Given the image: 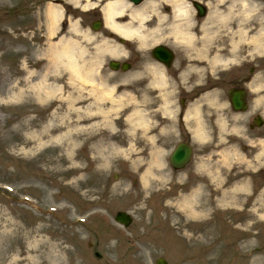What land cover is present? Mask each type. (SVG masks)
I'll return each instance as SVG.
<instances>
[{
    "label": "rangeland",
    "instance_id": "1",
    "mask_svg": "<svg viewBox=\"0 0 264 264\" xmlns=\"http://www.w3.org/2000/svg\"><path fill=\"white\" fill-rule=\"evenodd\" d=\"M16 3L17 0H0V264H155L159 257H165L168 264H252L254 257L250 254L254 250L264 249V212H261L258 202L251 203L252 195H248L249 200L244 204V209L241 205L233 206L228 196L222 198L225 194L220 192L219 185L224 180L216 179L218 189L214 194L217 195L215 198L214 194L210 195L206 200L212 209L211 215L216 216L214 225L220 233L216 240L213 238L210 241L211 238L209 243L204 242L205 246H200L202 250L198 248L199 245L196 246L198 241L191 233L181 230L180 223L172 220L173 212L186 217L180 211L182 207L179 199L187 186L180 184L178 173H173L167 167V158L172 149L166 151L165 147L170 148V138L155 137L156 124H161L157 120L163 114L159 112L161 102H155L149 96L151 89L143 84L145 78H131L133 81L122 82L124 78L138 74L143 69L140 67L143 61L128 72L114 71L108 67L99 71L101 78H107V82L115 86L114 99L121 98L127 107L125 113L113 114L116 118L122 115L121 124L117 123L114 127L104 124L100 130L107 135L118 129L128 130L125 118L133 110L128 103L130 97L142 101L141 109L146 113V118L153 121L151 125L155 129L149 130L150 134L147 132L151 139L142 144L139 141V145H135L136 141L127 140L130 134L126 133L123 141L119 136L110 139V144L103 145L96 141L95 144H87L80 140L73 147L69 146V141L58 137L61 132L72 128L65 126L61 131L54 132L51 140L45 136L39 140L34 137L52 121V110L60 98L37 100L35 96L23 98L19 95L18 91L26 90L40 81V73L45 72L50 63L43 51L50 49H45L50 45L49 42L32 44L30 33L24 37L20 35L22 45L17 51L6 44L11 42V37H17V28L15 32H8L4 36V27L9 22L6 19L7 9H12L11 5ZM48 4L49 0H40L30 19L40 17L41 23H45ZM11 23L17 26L14 21ZM57 39L53 37L50 40ZM6 46L11 50L5 49ZM142 58L143 54L140 55ZM211 68L207 64L204 67L206 70L196 73L191 80H200ZM69 74L70 71L60 74L58 84L64 89L55 95L64 94L67 97L72 91L67 83ZM52 77L49 76L48 82H53ZM117 84L121 87L117 88ZM99 90V86L91 83L81 88L84 106L93 105ZM108 97H104L107 109L111 108ZM50 100H54L55 104L49 105ZM92 107V111H96V107ZM115 109L121 108L116 105ZM209 109L212 110L211 107ZM226 111L222 109L221 112ZM62 112H59L60 116ZM230 123L233 125L236 122L230 119ZM98 131L96 128L90 129L83 135H94ZM210 135L213 139L211 147L214 143L227 151L244 147L242 137L232 135L227 141V132L222 127L213 128ZM156 144H161L168 156L166 158L163 154V173L158 172L160 176L155 173V180L147 182L146 171L150 165L155 167L154 153L160 151ZM101 148L105 151L102 152ZM210 152L213 154L215 150ZM255 152L258 150L244 149V166L248 168L244 172L248 177L244 180L249 186L254 184V189L260 180L253 177L257 175L259 166L264 167V153L256 155ZM238 158L240 156L236 154L234 160ZM225 162L221 161L222 164ZM237 162L232 161V164L235 169H240ZM225 165L223 174L228 176L229 172L233 173L234 167ZM206 196L204 194L201 201ZM257 207L258 212H255ZM222 208L228 210L222 211ZM119 210L133 216L134 221L129 227L125 228L114 221V215ZM253 223L256 226L251 228ZM187 230L191 232L189 227ZM201 231L193 228L192 233ZM258 231L263 234L262 239L255 240V246L241 249V243L249 241ZM242 238L244 241L236 242V239ZM49 241L56 243L58 250H69L63 253L62 261L48 259ZM219 243L229 247L224 254L219 253L222 248ZM95 251H99L101 257H97ZM261 262L263 260L260 263L257 261V264Z\"/></svg>",
    "mask_w": 264,
    "mask_h": 264
},
{
    "label": "bare ground",
    "instance_id": "2",
    "mask_svg": "<svg viewBox=\"0 0 264 264\" xmlns=\"http://www.w3.org/2000/svg\"><path fill=\"white\" fill-rule=\"evenodd\" d=\"M78 1L81 0H76ZM85 7L89 8L94 3H91V0H86ZM215 4L213 5L212 11L210 12V15L205 19V22L203 23V29L202 32L205 34V38H209L211 35L216 33L214 31L213 26H220L223 23H226L229 26V30L231 29L232 34L238 33L241 37V39L244 38V21L248 20V17L246 16L244 18V13L251 12L253 10H256L255 3L245 2L246 0H231L232 3L226 6L225 0H215ZM185 2L179 0H175L173 2L174 5V11H173V25L170 26V30H173L172 32L177 39H182V42H186V44H194L196 45L198 43V38H196L195 32H193V17L187 12L186 7H188ZM183 5V6H182ZM104 12L106 14V20L107 24L116 29L117 31L121 32L123 35L129 37H137L140 40V46L144 47L148 44L147 38L152 39L156 37L157 31H160V28L152 30L151 34L146 33L145 28L148 26V23L146 20L147 14L146 12L150 10L151 14H154L157 12V7H149L148 10L145 11H137L135 13H130V17L127 18L128 21L125 22L123 19V13H125V6L114 2L113 0H109L106 5L103 6ZM64 6L62 9L58 7L57 5L51 4L48 12V23L50 25V34L54 35L59 29L61 25V20L64 12ZM148 13V12H147ZM71 17V23L69 27H72V30L67 33V37L62 36L57 42H53L54 44H51L52 49L45 53L46 56L49 58L50 63L48 67L46 68V71L44 73H40V81L38 83H35L34 85H30L27 87L26 90L18 91L19 95H21L23 98H26L28 96H35L37 100L41 99H48L49 97H59L60 101L58 102L57 106L52 110V121L50 120L49 124L44 126L42 128V131L34 137L42 138V137H49V140H51V136L56 131H61L62 127H72L64 132H61L59 134V139H62L66 142L69 141L70 145L75 147L77 145V142L80 140H83L85 143H92L94 140L97 143H107V140L116 138L117 136L120 137V139L123 141L124 136L126 133L130 134V137L127 138V140H130L132 142H135L137 144L140 140L144 138V134L137 133V127L138 124L148 125V121L146 119L145 114L138 109L139 101L137 105H135L133 113H131L129 116L125 118V121L128 122V130L123 131L122 129L116 130L113 134L105 135L103 132H100L96 135L93 134H87L83 135L86 132H88L90 129L96 128L97 131L101 129V126L104 124L113 126L115 124H121L122 123V115L116 118V116H113V114H119L124 113L127 108H125L126 103L124 100L119 98V100L114 99V89L115 86L110 85L107 82V78H101L99 76V69L103 66V62H87L85 59V54L87 53V50H85V47L83 46V43L86 41H92L95 39V36L93 33L90 32L89 28L84 29L80 24L72 19ZM161 20H164L166 18V15H161ZM170 20V18H169ZM135 23V25L133 24ZM208 25V26H207ZM237 27L235 30L234 28ZM261 39H264V20H261V27L259 29ZM68 35H71V37H68ZM80 37V38H78ZM81 39H84V42L82 43ZM201 40H204L203 37L200 38ZM205 39V40H206ZM204 40V41H205ZM261 42V41H260ZM233 44L237 45L236 42L233 40ZM111 43H106L104 49L102 47H99L100 53L97 52V58L103 57V59L106 61L108 58L112 59H121L125 53V50L123 47L121 48V45L113 46ZM204 46H207L204 45ZM103 50V51H102ZM198 54L197 56L201 58L202 55L208 56L211 51L208 49L198 48L197 49ZM195 60L196 62H201V59ZM222 56L219 53L218 49L213 50L212 59L214 61L220 60ZM99 63V65H98ZM190 65L193 66V62L190 61ZM145 70V73L149 74L150 76H153V82L157 84H163L165 83V80L163 78V72L159 66H151ZM149 70V71H148ZM61 71L69 73L70 71V77L68 87L72 88V91L69 93V95L64 97V94L55 95L58 91H61L64 89L63 86L58 84V81H60V74ZM53 75V82L49 81V76ZM114 77V76H113ZM140 75H134L133 79H138ZM128 82L133 81L130 77L124 78L122 82ZM7 82V81H6ZM93 84L95 86H99V95L95 101L91 104H88L84 106L83 104V97L80 94L81 88L85 86V84ZM66 85V83H65ZM120 88L117 84V88ZM106 91H104V90ZM78 92V93H76ZM17 94V93H16ZM77 94V95H76ZM109 95L110 98L108 99L111 103V108L107 109L105 108V105L107 102H104L106 98L105 96ZM15 96V95H13ZM129 97V96H128ZM133 98L129 97V101H132ZM128 103H136L137 100L129 102ZM124 102V103H123ZM127 103V104H128ZM55 101L50 100L49 105H54ZM120 106L121 109H115V106ZM96 107V111L93 112V107ZM63 111V112H62ZM59 112H62V115H59ZM59 117L58 120L56 118ZM75 117V118H74ZM147 121V122H146ZM224 122V125H226V122ZM148 126H144V131H146ZM202 129V127H200ZM83 135V136H82ZM146 135V134H145ZM82 138V139H81ZM112 141V140H111ZM110 141V142H111ZM110 144V143H109ZM41 145V143H39ZM102 152L105 151V149H102ZM74 160V159H73ZM155 167H150L147 169L148 175H151L150 177L148 175H145L146 181L153 182L155 178V173L159 174L158 172H162L164 168H160L162 166L161 161L158 158H156V161H154ZM155 168V169H154ZM156 168L158 170L156 171ZM155 170V172H154ZM160 176V174H159ZM158 176V177H159ZM153 177V178H152ZM161 179H163V175H161ZM183 203L187 205L188 211L190 214H192V218L196 217H205L202 222L205 224V231L203 235L205 234H211L214 232L216 233V227L212 225L211 218L209 215L205 212L203 208V204L198 198V192L197 190H193L189 196L183 197L182 199ZM261 207H264V203L261 204ZM176 216V217H175ZM264 217V215L262 216ZM172 220L175 223H181L186 224L187 221L181 219V215L177 212H173V218ZM211 225V227H210ZM252 227L255 226V224L251 225ZM186 227V225H185ZM210 227V228H208ZM257 237V234H255ZM192 237L198 239L200 236L193 235ZM255 238L252 237L251 240L244 242V248L253 246V243L255 242ZM57 247H59L56 243L49 241V249L47 251V256L50 261L57 262L63 260V253L69 252L67 248L64 250H58ZM257 259L264 260V252L261 254H258L253 264H257Z\"/></svg>",
    "mask_w": 264,
    "mask_h": 264
},
{
    "label": "flooded vegetation",
    "instance_id": "3",
    "mask_svg": "<svg viewBox=\"0 0 264 264\" xmlns=\"http://www.w3.org/2000/svg\"><path fill=\"white\" fill-rule=\"evenodd\" d=\"M72 1L73 0H49V3L64 6L65 9L64 17L61 20L60 29L57 32H68L69 16L74 17L76 15H80L78 11L72 8ZM108 1L109 0H102V7L98 9L97 12L90 14V16H92L90 22H92V20L94 19L102 21L105 20L106 14L103 11V6L106 5ZM113 1L125 6V13L123 14V17H125V19L123 20L127 22V18L130 17V13H135L137 5L132 0ZM181 1L185 2L184 4L188 6L186 7V9L191 17H193L192 23L201 25L203 19L198 15V10L193 7L195 5V0H179V2ZM248 1L255 3V8H262V13L264 15V0ZM39 2L40 0H17V3L15 5H11L12 9H7L6 19L9 21V23L8 25H6V30L9 29L10 31L14 32L15 28H17L18 30L22 29V32L20 34H17L16 38H10L11 42H8L7 44L11 45V47H13L14 45H22V37L20 35L24 37L25 32H23V30L25 28L27 29V33H33L32 36L35 39L31 40L32 44L39 45L41 43H45L44 38L47 37V30H45V27L41 26V20L37 17L30 19V15H32V13L36 11L35 8L38 7ZM173 2H175V0H145L144 3L145 12L149 9V7H157V12L154 14H151L150 10L147 11L148 13L146 12L148 18V20H146V22L148 23V26L145 28L146 33L151 34L152 30H158V28H160V31H157V35L155 38H147L148 57L150 59L151 57L153 58V51H156L158 48L161 49L160 56L165 57L166 55L164 54V52L167 51L165 46L173 49L174 51L173 63L170 66L165 63H163L162 65L165 73L169 76V78H173L171 80H168V82L162 86V88H166L165 91L162 92L166 94L167 99L171 101L176 99V101L181 102V104L184 103L185 105L187 101L198 100L201 95L205 97L208 94V91H215L217 89L216 83H219L218 85L220 86H223L226 83L235 87L244 86V91H246V99L248 103V110L247 112H244V137L253 141L251 145H249L247 141H244V149H264V143L261 142L264 141V100L262 98L264 97V88L261 89V87L264 86V57L255 56L253 58H249V48L244 47V60L235 62V65H233V63H229L228 69L224 70L216 77L217 81L210 80L208 78L203 83H201V86H199L200 82H195L194 80H189L186 78H183V83L179 82L177 80V77L185 71L186 64L183 58L177 55L178 50L183 47L182 39H177L176 36L172 33L174 31L170 30L169 28L174 24L172 20L174 11ZM203 3H205V1ZM162 14L166 15V18L164 20H161L160 18ZM88 17L87 20L89 19ZM14 19H16L18 23L16 27L13 25V23H11ZM25 23H27V25ZM36 31L39 32V38L37 37ZM103 35H108L112 38H115L116 40H119L120 38L111 31H105V29L103 30ZM227 43L229 47V38L227 40ZM251 60L253 61L251 62ZM155 61L158 62L156 58L154 62ZM174 66L176 68H174ZM184 81H186V83H184ZM233 81H235L234 84H232ZM157 89H159V87H156V91ZM156 95H162V93H158L157 91ZM186 111L187 110H185L184 108H181L179 110L176 108L173 110V116L177 120L176 140L177 143L184 142L191 145L192 137L190 135V132L187 131L190 126L186 128V124L185 122H183L184 120H186ZM192 154L194 155L193 146Z\"/></svg>",
    "mask_w": 264,
    "mask_h": 264
},
{
    "label": "water",
    "instance_id": "4",
    "mask_svg": "<svg viewBox=\"0 0 264 264\" xmlns=\"http://www.w3.org/2000/svg\"><path fill=\"white\" fill-rule=\"evenodd\" d=\"M238 104V102L236 103ZM179 154L176 155V157L178 158ZM174 164H176L177 166H179V164L181 163V161H173ZM117 220L124 222V223H129L130 219L124 214V213H119L117 215Z\"/></svg>",
    "mask_w": 264,
    "mask_h": 264
}]
</instances>
